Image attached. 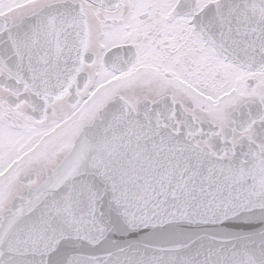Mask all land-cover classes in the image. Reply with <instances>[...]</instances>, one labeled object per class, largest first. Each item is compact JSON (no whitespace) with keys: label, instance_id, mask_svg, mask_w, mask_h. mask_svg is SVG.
Here are the masks:
<instances>
[{"label":"snow or ice","instance_id":"1","mask_svg":"<svg viewBox=\"0 0 264 264\" xmlns=\"http://www.w3.org/2000/svg\"><path fill=\"white\" fill-rule=\"evenodd\" d=\"M0 264H264V0H0Z\"/></svg>","mask_w":264,"mask_h":264}]
</instances>
